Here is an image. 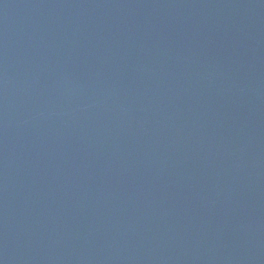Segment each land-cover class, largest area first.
Instances as JSON below:
<instances>
[{"label": "water", "instance_id": "95a60500", "mask_svg": "<svg viewBox=\"0 0 264 264\" xmlns=\"http://www.w3.org/2000/svg\"><path fill=\"white\" fill-rule=\"evenodd\" d=\"M0 264H264V0H0Z\"/></svg>", "mask_w": 264, "mask_h": 264}]
</instances>
